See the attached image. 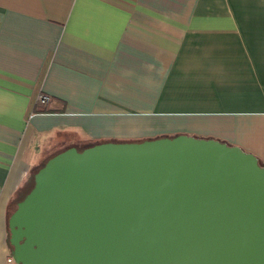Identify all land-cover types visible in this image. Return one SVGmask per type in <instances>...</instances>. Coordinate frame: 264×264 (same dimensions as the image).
Instances as JSON below:
<instances>
[{
	"label": "crops",
	"instance_id": "0c3cea01",
	"mask_svg": "<svg viewBox=\"0 0 264 264\" xmlns=\"http://www.w3.org/2000/svg\"><path fill=\"white\" fill-rule=\"evenodd\" d=\"M177 136L264 167V0H0V264L49 158Z\"/></svg>",
	"mask_w": 264,
	"mask_h": 264
},
{
	"label": "water",
	"instance_id": "95a60500",
	"mask_svg": "<svg viewBox=\"0 0 264 264\" xmlns=\"http://www.w3.org/2000/svg\"><path fill=\"white\" fill-rule=\"evenodd\" d=\"M7 219L16 264H264V167L187 136L63 150Z\"/></svg>",
	"mask_w": 264,
	"mask_h": 264
},
{
	"label": "built area",
	"instance_id": "2783aa9c",
	"mask_svg": "<svg viewBox=\"0 0 264 264\" xmlns=\"http://www.w3.org/2000/svg\"><path fill=\"white\" fill-rule=\"evenodd\" d=\"M49 102H50V97L48 95L39 94L37 96L35 106L36 107H43V106H46ZM6 262H7V264H16L11 255H8Z\"/></svg>",
	"mask_w": 264,
	"mask_h": 264
},
{
	"label": "trees",
	"instance_id": "16d2710c",
	"mask_svg": "<svg viewBox=\"0 0 264 264\" xmlns=\"http://www.w3.org/2000/svg\"><path fill=\"white\" fill-rule=\"evenodd\" d=\"M93 144L91 145H88V146H85L84 148L86 147H89V146H92ZM33 186V175H31L28 179H27V183H26V194L31 190ZM19 199V195H16L11 203V206L9 207L8 209V213H7V219L9 218V216L12 214L13 210L15 209L16 207V203Z\"/></svg>",
	"mask_w": 264,
	"mask_h": 264
},
{
	"label": "rangeland",
	"instance_id": "374dc122",
	"mask_svg": "<svg viewBox=\"0 0 264 264\" xmlns=\"http://www.w3.org/2000/svg\"><path fill=\"white\" fill-rule=\"evenodd\" d=\"M58 152V151H57Z\"/></svg>",
	"mask_w": 264,
	"mask_h": 264
}]
</instances>
